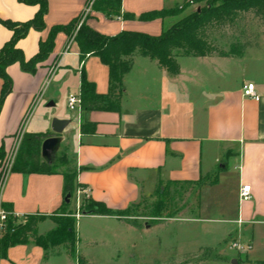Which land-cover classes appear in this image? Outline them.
<instances>
[{
    "label": "crops",
    "instance_id": "crops-1",
    "mask_svg": "<svg viewBox=\"0 0 264 264\" xmlns=\"http://www.w3.org/2000/svg\"><path fill=\"white\" fill-rule=\"evenodd\" d=\"M89 1L47 0L44 29H30L17 41L25 59L37 53L52 26L81 14L89 27L105 35L121 31L159 35L165 27L163 18L139 16L162 10L166 0H120V14L113 17L95 7L88 10ZM36 10V5L19 0H0V19L24 22ZM10 36L0 22V48ZM176 60L179 73L171 75L156 60L136 55L122 78L119 110L86 114L95 124L92 133L80 131L81 110H70L67 97L80 94L82 70L94 92L106 94L109 67L93 55L80 61L73 37L58 32L51 53L34 73L23 71L17 62L7 66L12 90L0 111V147L6 156L15 158L23 133L53 134L54 118L68 123L57 135L61 138L54 154L57 173L5 170L0 205L18 215L44 216L34 231L40 236L56 225L48 217L63 204L62 172H75L89 198L114 210L153 195L158 182H195L214 175L215 181L201 187L197 216L176 220L221 223L225 231L219 243L228 242L234 264H264V49H248L238 57L177 55ZM247 83L254 85L258 100L243 96ZM1 85L0 78V89ZM246 184L251 198L239 201V189ZM214 192L216 215L205 217L204 198ZM73 197L75 210L70 207L72 198L68 209L76 212V193ZM76 219L75 249L87 264L92 260L81 253L82 245L106 247L117 256L112 259H118L128 251L124 246L129 245L130 233L147 229L115 216L89 214ZM179 245L176 240L177 249H186ZM0 264L77 263L67 251L61 252V245L45 250L28 238L0 254Z\"/></svg>",
    "mask_w": 264,
    "mask_h": 264
},
{
    "label": "trees",
    "instance_id": "trees-1",
    "mask_svg": "<svg viewBox=\"0 0 264 264\" xmlns=\"http://www.w3.org/2000/svg\"><path fill=\"white\" fill-rule=\"evenodd\" d=\"M19 1L36 5L37 10L31 19L24 22L0 19V22L11 31L10 38L0 48V78L2 80L0 111L6 96L12 90V81L6 71L7 66L17 62L23 71L34 73L37 65L43 62L51 53L56 34L63 32L67 36L73 37L77 43L80 61H83L89 55H93L109 67V89L106 94L95 93L93 84L86 80L83 70L81 71L80 131L82 133H92L95 129V124L89 122L86 118L88 112L119 110L120 98L124 90L122 78L131 70L136 55L156 60L160 67L166 68L171 75H176L180 69L176 60V51H181V54L178 55L196 57L242 56L245 48L249 46L248 44L242 45L235 42L232 44V49L226 52L210 41V33L215 28L221 29L233 25L241 13L250 12L264 22V0H205L200 8L183 15L171 26L164 27L159 35L136 31H121L115 35L101 34L89 27L82 20L83 15L81 14L66 24L52 26L47 37L39 42L37 53L31 58L25 59L21 49L16 46L17 41L25 37L30 29H44V16L48 10V3L47 0ZM95 8L109 17L119 16L120 0H97ZM164 14L162 9L142 13L139 18L143 20L155 17L163 18ZM52 135L47 132L23 133L10 170L23 174L57 173L56 158L48 163L40 154L42 141ZM3 154L4 152L0 147V157ZM62 176V195L64 197L67 193H70V198H72L76 188L81 186L76 182V173L62 172ZM160 184L162 182H158L154 193L158 192ZM69 204L70 202L67 204L63 201V204L52 214L53 218L51 219L55 222V227L40 236H36L34 231L37 223L44 216L24 215L26 221L18 225H14L15 221L9 218L6 233L0 239V254L4 256L8 247L25 243L28 238H32L36 245L45 250L64 245L71 257L75 256L79 264H85V259L76 254L75 225L77 219L73 212L68 211ZM1 206L6 210H11L6 204ZM79 210L93 215L115 217H119L124 211L123 209H111L103 202L94 201L91 198L83 199Z\"/></svg>",
    "mask_w": 264,
    "mask_h": 264
},
{
    "label": "rangeland",
    "instance_id": "rangeland-1",
    "mask_svg": "<svg viewBox=\"0 0 264 264\" xmlns=\"http://www.w3.org/2000/svg\"><path fill=\"white\" fill-rule=\"evenodd\" d=\"M96 3L97 0H90L87 9H92ZM204 3L205 0H166L163 8L165 28L183 15L200 8ZM209 39L226 52L232 49V44L235 42L249 45L244 52L248 49H264V22L250 12L241 13L233 25L213 29ZM176 54H181V51H176ZM253 66L249 65L251 68ZM7 161L8 158L3 154L0 157V180ZM213 181L214 175H209L195 182L162 183L158 192L149 197H140L123 209V213L117 218L134 226L146 225L147 229L141 233H130L129 245L124 246L128 251L121 253L118 259H112L117 256L101 246L92 248L84 244L81 246V253L91 258V264H234L232 261L234 256L229 253H233V250L228 249V242L227 245L225 242L219 243L225 231L221 227L223 224L207 220H176L197 216L201 187ZM204 200L205 217L215 216L217 192L207 194ZM233 204H235L234 200ZM70 205L75 210L74 197ZM74 210L68 209L75 213ZM48 218H53V215ZM25 221V216H22L13 224L18 225ZM78 226L80 233L83 234L82 229L85 227L82 226L81 221ZM5 231H0V239L5 235ZM176 240L186 249H177ZM63 250L68 252V249L61 245V252ZM76 254L79 255L77 251ZM71 258L79 264L75 256Z\"/></svg>",
    "mask_w": 264,
    "mask_h": 264
},
{
    "label": "built area",
    "instance_id": "built-area-1",
    "mask_svg": "<svg viewBox=\"0 0 264 264\" xmlns=\"http://www.w3.org/2000/svg\"><path fill=\"white\" fill-rule=\"evenodd\" d=\"M81 23V21H80ZM79 23V25H80ZM242 94L245 97L258 100L259 94L256 93L254 85L252 83H247L243 85L242 88ZM80 103H81V97L80 94H69L67 97V106L70 110H80ZM7 165L5 170L10 169L12 162L14 159H10L8 156ZM4 170V171H5ZM4 174V172H3ZM3 176V175H2ZM76 198H77V209L76 212L73 214L75 217H78L81 215V212L79 210L80 204L82 203L83 199L89 198L88 190L85 187L78 186L75 190ZM239 201H247L251 198V192H250V186L249 185H242L239 189L238 193ZM22 217V215H18L14 213L12 210H6L0 205V231L6 230L7 221L9 218H12L14 221L19 220ZM232 247H238L237 244L232 243ZM239 248V247H238Z\"/></svg>",
    "mask_w": 264,
    "mask_h": 264
},
{
    "label": "water",
    "instance_id": "water-1",
    "mask_svg": "<svg viewBox=\"0 0 264 264\" xmlns=\"http://www.w3.org/2000/svg\"><path fill=\"white\" fill-rule=\"evenodd\" d=\"M68 121L66 119H58L54 118L51 121V130L53 135L49 136L48 138H45L42 143H41V149H40V154L41 157L48 163H51L54 160V154L55 151L60 143L61 138L57 136L62 132L64 127L67 125ZM71 200L70 198V193H67L63 197V201L65 203H69ZM81 215H89L88 212H81Z\"/></svg>",
    "mask_w": 264,
    "mask_h": 264
}]
</instances>
